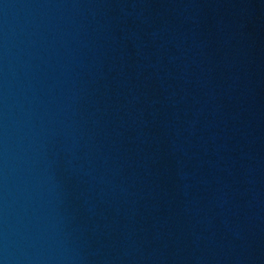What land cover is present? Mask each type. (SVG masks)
<instances>
[{
	"label": "water",
	"instance_id": "1",
	"mask_svg": "<svg viewBox=\"0 0 264 264\" xmlns=\"http://www.w3.org/2000/svg\"><path fill=\"white\" fill-rule=\"evenodd\" d=\"M0 264H264V0H0Z\"/></svg>",
	"mask_w": 264,
	"mask_h": 264
}]
</instances>
